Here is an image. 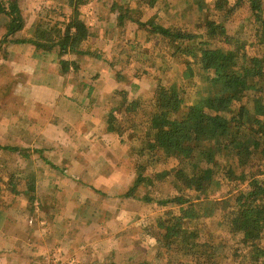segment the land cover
<instances>
[{
    "label": "trees",
    "instance_id": "obj_1",
    "mask_svg": "<svg viewBox=\"0 0 264 264\" xmlns=\"http://www.w3.org/2000/svg\"><path fill=\"white\" fill-rule=\"evenodd\" d=\"M62 1L46 9L32 36L9 41H36L39 47L57 53L63 73L73 66L81 74L78 62L70 59L76 54L104 59L117 76L125 77L92 42L96 32L83 17V6L89 0ZM169 1L120 3L118 25L124 30L144 26L141 4L161 9ZM188 4V13L193 14L190 21L185 22L184 16L175 27L151 22L147 29L149 36L155 33L160 37L155 57H162L163 62L155 65L170 75L172 82L160 83L152 100L131 99L126 90H117L122 98L108 107L107 130L118 133L122 144L141 141L146 162L155 163L166 153L177 164L191 163L193 170L186 174L185 167H176L177 179L185 183L181 193L165 198L139 195V183L149 177L143 175L147 167L139 157L140 172L124 197L155 202L164 209L162 230L155 227V264H264V244L259 243L264 236V2L188 0ZM243 5L250 7L249 20L257 25L258 43L241 38L235 30L233 18ZM2 19L7 25L6 38L22 31L25 20L18 0L8 7L0 0ZM79 79L83 91L85 76L81 74ZM236 83H242L244 91H235ZM93 93L92 88L88 97ZM106 103L112 102L107 98L103 100ZM212 140L216 143L202 145ZM230 158L245 170L244 180L238 179ZM196 162L201 169H196ZM158 167L153 173L154 184L169 180L176 170ZM214 185L222 189L224 198L217 204L224 208L201 216L195 201L213 196ZM228 228L238 233L236 242L230 240ZM111 256L116 253L112 251ZM137 259L133 258L134 264H153ZM89 264L129 263L107 257Z\"/></svg>",
    "mask_w": 264,
    "mask_h": 264
},
{
    "label": "crops",
    "instance_id": "obj_2",
    "mask_svg": "<svg viewBox=\"0 0 264 264\" xmlns=\"http://www.w3.org/2000/svg\"><path fill=\"white\" fill-rule=\"evenodd\" d=\"M18 3L26 19L22 31L6 38L7 25L0 24L3 28L0 35V210H7L8 216L13 215L11 224H17L11 225L13 230L8 231L9 234H2L6 223L2 212L0 264H63L64 245L70 244L69 249L72 251L76 237L66 234V229L58 225L72 217L70 213L78 201H100L111 210L110 216L118 213L117 219L125 212H134L129 206L135 201L124 197L133 178L118 179L126 173L111 165L117 159L113 151H116L115 146L119 145L120 137L107 130L109 108L103 104V100L109 98L106 89L109 85L110 90L119 86V81L115 86L112 84L119 77L113 70L108 71V63L104 59L71 55L70 59L78 62L81 74L85 76L87 87L81 91V74L76 73L73 66L68 73H63L57 53L39 47L36 41H9L32 36L40 14L44 13L43 3L36 14L32 10L35 7L33 3L29 15L26 11L28 0H18ZM107 60L110 59L107 57ZM94 73L99 83L96 79L92 81ZM102 82L108 84L100 87ZM92 88L94 93L88 97ZM98 88L102 90L97 96L95 92H98ZM29 143L33 146L24 154V158L15 155L16 149ZM126 147L123 144L118 149L127 153ZM52 154L62 162H55L56 158L51 157ZM63 156L67 159L63 160ZM78 158L85 160L86 164L79 171L75 169L76 162L73 163ZM97 159L104 161L102 169L93 163ZM17 160L19 163L24 161L23 168H20ZM34 160L39 164L38 167L33 164ZM116 165L120 166L118 162ZM20 171L23 174H19ZM82 174L94 176L89 179L97 181L98 186L90 185L91 181L85 183L80 177ZM108 180L115 181V193L111 191L110 195H105L102 192L107 191L102 190V186ZM69 194L75 195L77 201L67 200ZM99 196H104V199ZM48 198L53 199V202L46 214ZM36 201L40 204V213L35 219ZM44 214L46 217L51 216L46 220ZM31 220L35 223L32 226L29 224ZM44 222L46 227L55 226L50 234H45L44 228L40 227ZM104 226H96L94 234H82L83 242L86 239L108 238L109 234H102ZM134 237L136 239L138 235ZM75 261L71 260L70 264Z\"/></svg>",
    "mask_w": 264,
    "mask_h": 264
},
{
    "label": "rangeland",
    "instance_id": "obj_3",
    "mask_svg": "<svg viewBox=\"0 0 264 264\" xmlns=\"http://www.w3.org/2000/svg\"><path fill=\"white\" fill-rule=\"evenodd\" d=\"M8 1L10 0L4 2L6 7H8L11 3H8ZM130 1L131 0H89V2L85 6H83V17L93 28V31L96 32L92 39V42H94L95 46L101 49L102 54H104L106 58L108 57L110 61L113 60L116 63L115 69L126 77L125 78L118 76V80H114L112 84L115 86L117 81H119V86L114 87V89L110 90L111 87L109 85L106 89V95L109 97V101L112 102L109 104L106 103L105 106L107 108L109 106H112L114 102L122 98L121 95L116 94L117 90H126L129 93V97L131 99L152 100L155 97L156 90L158 89L160 83L166 84L172 82V77L170 75H165L161 70H158L157 66L155 65L156 62H163L162 57H155V54L157 53L155 50V46L156 44L161 43V40L159 36L155 35V33L149 36L147 30L149 28L148 25L151 22H154L159 26L165 25L166 27H175L176 22L181 20V18H183L184 16L185 22L190 21V16L193 17L192 13H188V10L190 8L188 0H170L169 4H162L163 7L161 9H159L158 7L155 8V6L150 7L148 6V3L145 2V4H141L144 9L142 20L145 22V25L139 27L129 26L124 30V28L118 25L117 21L118 5L120 3H128ZM59 2L60 0H28L29 7L26 8L27 10H25L28 12L27 15H29L30 12H32L30 6L35 3V7H33L32 10H34L36 14V11L40 10V4L43 3L45 6L43 9L45 13L46 9L51 7V5L59 6L63 1L61 0V2ZM23 16L24 20H26L25 15ZM249 16V5L241 6L236 11V14L233 18V21L235 22V30L240 33L241 38L249 39L251 42L254 41L255 43H258L255 33L257 25L249 20ZM41 17L42 15L40 14L39 21L41 20ZM0 24H5L3 19L0 20ZM2 31L3 28L0 27V35ZM254 51L260 52L261 50L260 48H258L257 50L256 48H254ZM163 54L164 53L162 52L159 56H162ZM107 68L109 69L108 71L113 70L109 65L107 66ZM93 76L95 77V73L93 74ZM96 81H98L99 83V80L96 79ZM104 84L108 83L102 82L100 87H103ZM119 87H123L124 89H120ZM244 87L245 86L242 83H236L233 86V89L237 92H242L245 89ZM100 90L102 89L98 88V92H95L97 96L99 95ZM244 100H246V98H244ZM116 134L119 135L118 133ZM132 138H134V136ZM214 143H216V141L212 140L202 143V145L211 146ZM121 144L122 143L119 141V145L116 146H121ZM125 144L127 145V153H124L121 150L120 152H118L116 149L117 159L114 162H111V165H113V167L120 168L122 172L126 173L119 176L118 179L124 180L128 178L131 180V178H133L134 182L135 174L137 175L140 172V170L138 169L140 161L136 160H139V157H142L144 163L146 164L145 166L147 167L146 169L142 170L143 175L149 177L142 183H139V195L149 194L153 198H165L176 195L177 193H181L183 191L182 189L185 188V183L184 180L177 179L176 167H185L186 174L192 173L193 166L191 163L187 162L184 165L177 164L175 160L170 158L166 153H164L159 160L155 159V163L154 161L146 162L145 160L147 156L145 154L143 155V144L141 141H137L134 144H132V142H126L124 143V145ZM23 145L24 146H22L21 149H16L15 155L19 154L24 158V154L26 155V152L28 153L33 145L31 143ZM3 150L4 152H7V150ZM82 156H85V154ZM51 157H55V155L52 154ZM55 158V162H62L58 160L57 157ZM62 158L63 160L67 159L64 156ZM19 159L20 157L18 156V160ZM18 160V165L20 166V168H23L25 165L24 161L19 163ZM35 161L36 160L33 161V164L35 165V167H38L39 164ZM117 162L118 164H120V166L116 165ZM230 162H232L233 164L236 174L239 177L238 179L244 180L246 176L245 170L238 165L237 160L230 158ZM73 163H75V169L77 171L86 166V164H84L85 160L81 158L74 159ZM93 163L100 166L101 169L105 166L104 161H102L101 159L93 160ZM196 163V169H201L200 164H198L199 162ZM158 166H160V168L170 167L172 170L173 168H176V170L172 172L169 180L158 181L154 184L152 179L154 178L153 173L157 171V169L159 168ZM19 174H23V171H20ZM80 177L83 178L85 183L87 182V184H89V181H91L90 185L98 186L97 181L89 179V177L93 178L94 176L90 175L89 177H87L82 174ZM118 179L114 180L117 181ZM243 184L244 182L241 183V187H244L242 186ZM115 186V181L108 180V182H106V185L102 186V190L107 192L102 193L105 195H110L109 192L111 191L115 193V191L113 190L115 189ZM222 194V189L219 190L218 185H214L213 196H211L210 198L206 197L196 200L195 206L198 209L199 214L203 216L211 210H215L217 213L221 212L224 206L222 204H217V202L221 201V199L224 198ZM99 197L101 199H104V196ZM69 199H74V201H77L75 195L72 194H69L67 196V200ZM106 200L111 201V199ZM133 200L135 202H133V204L129 206V209L134 212L130 214H127V212H125V215H122L119 219H117V217L119 216L118 213H114L112 215L114 216V218L110 216L111 210L107 209V207L101 204L100 201H78L77 204L79 205L77 206L76 204L77 207L75 206V208L72 209V213H70L73 214L72 217L68 221L66 220L64 223L58 225L61 228L66 229V234H73L76 237V243L74 245V249L72 250L73 252L71 251V249H69L70 244L64 245L61 262H63V264H70L71 260L75 259L76 261L73 264H89L90 262L96 260L103 261L107 257H112L119 263L126 262L129 264H134L133 258L136 257L138 258L137 261L143 259L151 261L153 264H155V261L157 260L156 254L158 255V252L156 250L157 240L155 238V227L162 230V221L160 219V216L164 209L155 202H141L136 199ZM51 201L53 202V199H47V204L49 206L45 209L46 214L52 208L50 206ZM39 206L40 204H37L36 201L35 209H37V212H35L33 216L35 219L40 213V211H38L40 210ZM2 212L3 211L0 210V216ZM7 212V210L3 212V214L5 215L4 217L6 219V223L4 226V232L2 234H9L8 231L13 230V227L11 225L17 226V224H11V222H13V215L8 216ZM134 216L136 217L134 218ZM43 217L47 220L45 214ZM33 220L29 222L31 226L35 224ZM220 221V223L223 222V220ZM100 224H102V226H104L105 224V229H102V234H109V236H113V238H109L108 236V238H106L105 240L86 239V241L83 242L82 234H94V228L96 226H99ZM228 224L229 223H226L224 225L227 226ZM45 225V222L40 225V227L44 228L43 232H45V234H50V232L55 228L54 225L48 227H46ZM90 228L92 229L90 230ZM229 232L230 240L236 242L238 233H233L230 229ZM136 235H138V237L135 239L134 236ZM107 242L110 243L104 245ZM259 243L264 244V236ZM102 246L105 247L104 250L102 249ZM112 251L116 253V256H111ZM83 257H86V259H83ZM161 260H165V258H161Z\"/></svg>",
    "mask_w": 264,
    "mask_h": 264
}]
</instances>
